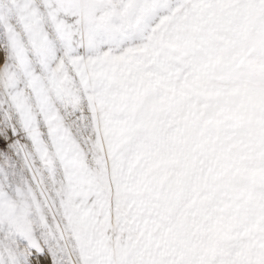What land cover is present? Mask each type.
<instances>
[{"label": "rangeland", "instance_id": "obj_1", "mask_svg": "<svg viewBox=\"0 0 264 264\" xmlns=\"http://www.w3.org/2000/svg\"><path fill=\"white\" fill-rule=\"evenodd\" d=\"M0 264H264V0H0Z\"/></svg>", "mask_w": 264, "mask_h": 264}]
</instances>
